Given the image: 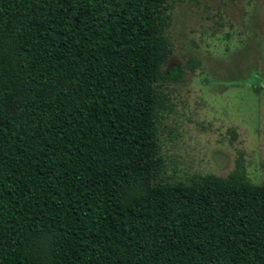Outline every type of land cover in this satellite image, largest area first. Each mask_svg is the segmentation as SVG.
Here are the masks:
<instances>
[{
  "label": "trees",
  "instance_id": "16d2710c",
  "mask_svg": "<svg viewBox=\"0 0 264 264\" xmlns=\"http://www.w3.org/2000/svg\"><path fill=\"white\" fill-rule=\"evenodd\" d=\"M170 1L0 0V264H264L241 164L160 177Z\"/></svg>",
  "mask_w": 264,
  "mask_h": 264
},
{
  "label": "rangeland",
  "instance_id": "374dc122",
  "mask_svg": "<svg viewBox=\"0 0 264 264\" xmlns=\"http://www.w3.org/2000/svg\"><path fill=\"white\" fill-rule=\"evenodd\" d=\"M156 130L162 181L227 177L264 184V0H172ZM189 66H194L189 70Z\"/></svg>",
  "mask_w": 264,
  "mask_h": 264
}]
</instances>
